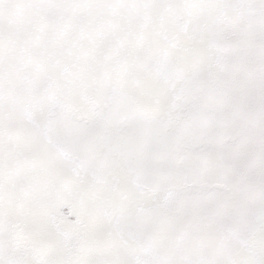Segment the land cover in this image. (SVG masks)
<instances>
[{"label": "snow or ice", "instance_id": "snow-or-ice-1", "mask_svg": "<svg viewBox=\"0 0 264 264\" xmlns=\"http://www.w3.org/2000/svg\"><path fill=\"white\" fill-rule=\"evenodd\" d=\"M0 264H264V0H0Z\"/></svg>", "mask_w": 264, "mask_h": 264}]
</instances>
